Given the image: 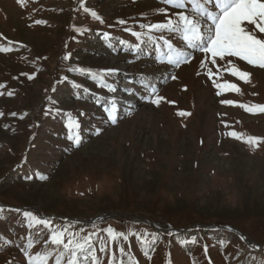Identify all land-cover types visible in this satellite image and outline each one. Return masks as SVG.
Segmentation results:
<instances>
[{"label": "rangeland", "instance_id": "374dc122", "mask_svg": "<svg viewBox=\"0 0 264 264\" xmlns=\"http://www.w3.org/2000/svg\"><path fill=\"white\" fill-rule=\"evenodd\" d=\"M180 2L0 0V264H264V68L150 27L206 38L216 0Z\"/></svg>", "mask_w": 264, "mask_h": 264}, {"label": "snow or ice", "instance_id": "6c2138e0", "mask_svg": "<svg viewBox=\"0 0 264 264\" xmlns=\"http://www.w3.org/2000/svg\"><path fill=\"white\" fill-rule=\"evenodd\" d=\"M168 3H172L173 0H167ZM19 3L23 4L24 0H19ZM177 6L183 7L180 0H177ZM216 6L219 8V12L215 14H209V20L211 23L208 26L209 34L204 37L201 31H193L195 24L192 27L187 25L181 26L180 18L184 17V13H177V24L175 27L171 25V21H166L164 23H157L151 25V28L161 29L170 28L172 31H184L185 33H190V37H185L189 47L192 50H199L206 55L210 53L212 57V63H215V58H220L221 60L227 59L228 64H232V58H239L240 60L246 61L249 64L258 65L264 68V39H261L257 35V30L260 34H264V0H216ZM247 22L246 27H242V24ZM35 23H41V21H35ZM120 23H125L120 21ZM190 24L192 22H189ZM126 31H131V29H126ZM134 35H139L134 33ZM171 53V47L169 48ZM71 54L69 53V58ZM194 56L180 55L177 59L169 58V62L179 65L180 60L183 59L187 63H191ZM204 64V61H201ZM74 71V70H73ZM121 70L118 68H103L99 69L94 79L100 81V86L106 87L109 92L115 93L117 87L113 83H104V78L118 76ZM234 76H238L240 79H245L250 77L251 73L240 70L239 68H234L232 71ZM31 78V77H30ZM176 79L175 76L171 77ZM209 78L211 75L209 74ZM64 82H70L74 86L75 81H69L68 76L64 77ZM231 88L237 89L235 84L231 85ZM55 91V89H54ZM155 89H153V92ZM2 94V93H0ZM128 95H134V90H129ZM221 103L224 104H235V101L223 100ZM261 112H264V105L258 106ZM251 110V109H247ZM58 112L59 109H56ZM108 119L115 123L117 120V115H113V112L118 113V107L113 103L111 110L105 109ZM46 115L49 113H45ZM184 113H181L183 115ZM0 115H3L0 113ZM13 116L16 113H12ZM85 113L81 112L80 116H84ZM79 127V124H77ZM100 132L97 129L96 134ZM235 136L236 133H233ZM255 140H260L264 138L255 137ZM80 137L77 135L76 143L78 145ZM25 216L31 215L30 212H25ZM51 240L53 243L59 245L63 244L64 241L59 238L56 232L51 233ZM71 241H69L70 243ZM47 243V241H46ZM67 248V244L64 245ZM86 258V257H85ZM71 264V262H69Z\"/></svg>", "mask_w": 264, "mask_h": 264}, {"label": "water", "instance_id": "95a60500", "mask_svg": "<svg viewBox=\"0 0 264 264\" xmlns=\"http://www.w3.org/2000/svg\"><path fill=\"white\" fill-rule=\"evenodd\" d=\"M117 216H125V217H129V218H132V219L140 220L142 222H147V223H149L151 226H153L157 230H160L162 228V227L158 226L154 221H152L151 219H149L148 217L143 216V215L121 213V214H117ZM209 226L213 227V228L214 227H219V228H222L224 230L229 229L228 227H224V226H221V225H218V224H211ZM164 228L167 229L168 231H171V232H181V231H184V230L188 229V228L180 229V228H172V227H164Z\"/></svg>", "mask_w": 264, "mask_h": 264}, {"label": "trees", "instance_id": "16d2710c", "mask_svg": "<svg viewBox=\"0 0 264 264\" xmlns=\"http://www.w3.org/2000/svg\"><path fill=\"white\" fill-rule=\"evenodd\" d=\"M221 229V228H220ZM221 231H224L223 229H221ZM118 254H119V260H118V262H119V264H123L124 262H123V257H124V255H125V253L123 252V251H121V252H118ZM135 262H137V260H132V263H135Z\"/></svg>", "mask_w": 264, "mask_h": 264}]
</instances>
